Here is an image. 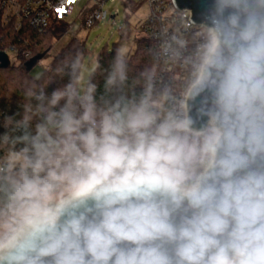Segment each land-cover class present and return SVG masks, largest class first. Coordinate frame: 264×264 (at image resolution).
I'll return each mask as SVG.
<instances>
[{
    "label": "clouds",
    "instance_id": "clouds-1",
    "mask_svg": "<svg viewBox=\"0 0 264 264\" xmlns=\"http://www.w3.org/2000/svg\"><path fill=\"white\" fill-rule=\"evenodd\" d=\"M197 36L164 47L179 90L147 70L124 92L120 46L99 97L79 57L26 91L0 134L23 145L0 167V264H264V0H207Z\"/></svg>",
    "mask_w": 264,
    "mask_h": 264
},
{
    "label": "trees",
    "instance_id": "trees-1",
    "mask_svg": "<svg viewBox=\"0 0 264 264\" xmlns=\"http://www.w3.org/2000/svg\"><path fill=\"white\" fill-rule=\"evenodd\" d=\"M70 29L63 25H53L47 32L38 33L30 28H23L20 31L12 27H5L0 24V52L13 55L14 62L7 69H0V134H3L6 127L10 128L5 117L14 116L20 120L25 114L28 104L26 91L34 85H43L48 93L57 87H62L68 80L66 72L69 63L79 57L81 63L86 56L84 45L72 40L61 52L56 55L50 63V71H44L40 79H34L26 70L25 64L33 57L51 52L54 42L59 40ZM130 31L126 30L121 39H128ZM12 50L15 51L12 54ZM115 49L111 52L101 53L98 56L97 66L92 72V82L97 85V96L105 92V79L110 69ZM44 57V58H45ZM147 70H158V63L155 59L152 41L142 36L136 40L135 51L128 56V80L123 86V91L131 95L133 92L141 91L144 79L142 73ZM51 82V83H49ZM112 95H119L115 90ZM36 102L32 101L34 105ZM35 122V119L34 121ZM13 136L20 135L19 132L11 133ZM23 145L17 143L0 144V166L6 161L4 151L18 150ZM3 179L0 180V185ZM4 193L0 192V207H3Z\"/></svg>",
    "mask_w": 264,
    "mask_h": 264
},
{
    "label": "built area",
    "instance_id": "built-area-1",
    "mask_svg": "<svg viewBox=\"0 0 264 264\" xmlns=\"http://www.w3.org/2000/svg\"><path fill=\"white\" fill-rule=\"evenodd\" d=\"M114 1L116 0H0V24L16 31L30 28L38 33L47 32L53 25H63L70 29L75 24L70 18L78 11L82 26L91 29L108 19L109 14L104 11V7ZM121 1H134L148 6L150 16L142 25L141 31L142 36L153 43L158 63L156 86L158 89L171 86L179 90L187 74L186 69L180 62L169 59L168 54L164 53V47L170 46L171 51L179 49L180 43L184 42L190 51L198 41L197 32L202 22H196L192 11L179 8L175 0ZM119 31L123 34L126 29L119 27ZM11 52L15 53L14 50ZM5 165L6 161L0 167ZM6 175V171H0V180Z\"/></svg>",
    "mask_w": 264,
    "mask_h": 264
},
{
    "label": "rangeland",
    "instance_id": "rangeland-1",
    "mask_svg": "<svg viewBox=\"0 0 264 264\" xmlns=\"http://www.w3.org/2000/svg\"><path fill=\"white\" fill-rule=\"evenodd\" d=\"M104 11L109 14L108 19L102 20L91 29L82 26L81 21L78 19L79 12L75 11L70 18V21H74L75 24L59 40L54 42L49 55L33 68L30 76L36 79L37 73H43L44 68L50 66L52 59L74 39L83 44L86 50V56L82 63L86 75L95 70L98 56L101 53L111 52L113 49L123 46L127 48L128 56H130L136 49V40L142 37V25L150 16L148 6L134 1L127 3L116 0L107 3ZM119 27H124L130 31L128 39H121L122 33L119 31ZM9 57L11 63H13V55ZM9 151L10 148L4 151V157L8 156Z\"/></svg>",
    "mask_w": 264,
    "mask_h": 264
},
{
    "label": "water",
    "instance_id": "water-1",
    "mask_svg": "<svg viewBox=\"0 0 264 264\" xmlns=\"http://www.w3.org/2000/svg\"><path fill=\"white\" fill-rule=\"evenodd\" d=\"M181 9H190L193 13V19L201 23L207 7V0H175ZM194 10V11H193ZM45 54L31 58L26 64V70L31 72L33 68L44 59ZM11 65L10 57L4 52H0V69H7Z\"/></svg>",
    "mask_w": 264,
    "mask_h": 264
},
{
    "label": "snow or ice",
    "instance_id": "snow-or-ice-1",
    "mask_svg": "<svg viewBox=\"0 0 264 264\" xmlns=\"http://www.w3.org/2000/svg\"><path fill=\"white\" fill-rule=\"evenodd\" d=\"M60 11H63V10H60Z\"/></svg>",
    "mask_w": 264,
    "mask_h": 264
}]
</instances>
